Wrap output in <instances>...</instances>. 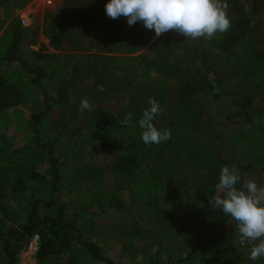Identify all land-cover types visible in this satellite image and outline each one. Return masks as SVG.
<instances>
[{"label": "trees", "instance_id": "1", "mask_svg": "<svg viewBox=\"0 0 264 264\" xmlns=\"http://www.w3.org/2000/svg\"><path fill=\"white\" fill-rule=\"evenodd\" d=\"M30 1L0 0V30L5 26L9 39L0 55V116L26 101L27 83L48 102L33 117V137L21 146H0V264H18V253L34 235L39 237L36 264H121L98 244L101 232L91 208L101 213L113 208L121 220L134 204L139 214L127 227L128 235L157 245L148 264H243L250 246L240 244L234 222L216 215L208 201L221 167L235 166L242 175L246 162L226 154L231 146L219 141L209 107L202 103L222 105L224 118L242 116L264 132L252 118L264 119V0H225L231 27L214 39L197 40L174 31L153 40L154 30L140 22L129 26L123 16L108 18V0H64L42 29L55 53L43 52V44L40 51L26 49L37 43L39 32L21 22L19 10ZM4 63L20 64L30 76L11 77ZM89 78L93 89L85 90L82 83ZM98 85L105 90L98 91ZM121 92L128 93L125 108L92 107L55 132L56 147L36 126L53 104L73 107L84 98L91 104L98 93L105 99ZM257 94L263 96L262 105H256ZM150 98L164 109L153 123L171 130V139L160 144L141 139L138 121ZM128 114L130 123L124 125ZM109 173L112 182L106 188ZM147 181L170 187L168 205L162 207L150 193L124 198L129 186ZM181 185L193 191L187 207L198 212L193 227L198 229L200 221V228L188 236L177 228L184 243L172 249L175 235L169 231L183 204ZM71 193L76 202L63 199ZM5 200L23 206L8 207ZM143 219L155 228H145Z\"/></svg>", "mask_w": 264, "mask_h": 264}, {"label": "rangeland", "instance_id": "2", "mask_svg": "<svg viewBox=\"0 0 264 264\" xmlns=\"http://www.w3.org/2000/svg\"><path fill=\"white\" fill-rule=\"evenodd\" d=\"M63 5L64 0H31L26 6L19 10L23 26L28 29L38 28L39 30L37 43L26 48L28 51H30V49L40 51V46L43 44L46 49L42 50L43 52H56L49 46L48 40L43 34L42 29L44 23L53 18L62 9ZM8 42L9 39L5 34L4 26L0 30V55L4 54ZM144 50L145 48H143L141 52ZM5 64L6 63L3 64V68L8 71L11 77L16 78L21 75L26 79L30 76L29 74L25 75L18 63L10 64V66L9 64ZM45 84L48 89L49 87H52L51 82H46ZM26 87L28 89V98L26 101L23 104L18 105L16 108L9 109L5 114L0 116V146L6 143H12L15 147L21 146L25 141L33 137V117L47 108L48 102L44 101L41 93L36 89H32L28 83ZM82 87L85 90H89L90 88L93 89L92 80L90 78L85 80L82 83ZM93 91H95V89ZM49 94V100H51L53 95L50 91ZM93 97L95 100L99 99L98 101L91 103L92 107H102L108 110H114L125 108L127 106L128 93L121 92L105 99L102 96H99L98 93V95H94ZM262 97L263 96L260 94L256 95V105L263 104V101L261 100ZM225 101L228 102L226 98ZM202 104L209 107L210 112L208 116L212 118L214 129L219 133V141L228 147L231 146V149H229L226 154L232 156L234 159L240 157L245 160L248 171L242 175L254 178L258 184H264V160L261 163L255 162L256 157H264V140H262L264 132L255 126H250L242 116H236L230 120L224 118V115L222 114V105H214L205 102ZM169 105H172V103H169ZM72 106L73 107L69 105L58 106L53 104L48 112L44 114L43 118L36 123L42 138L50 139L54 147L57 146L54 139L55 132L73 124L76 118H80L88 111L85 110L81 112L79 108L80 103ZM170 115L171 112L168 111L166 118H169ZM252 118L255 120V124L264 126V119L254 114L252 115ZM111 182L112 176L109 173L105 178L104 186L109 188ZM170 192L171 189L167 185L159 187L158 185H153L147 181V183L142 185L134 184L129 186L124 190L123 196L125 199H129L133 196H139L142 198L150 193L152 196L158 198L159 204L163 207L170 202ZM191 194H193L192 189L181 185L180 198L183 200V204L179 207L180 212L177 222L175 223L176 226L169 231V234L175 235L170 244L172 249H176L184 243L182 240L183 235L188 236L200 228V221L198 229L193 227L198 212L196 213L187 207V202L189 201L188 197ZM77 198L78 197L75 193H71L69 197L65 195L63 197L64 200H72L73 202H76ZM5 204L8 205V207L10 206L18 209H21L23 206L21 203L11 202L9 200H5ZM91 209L96 215V229L98 232H101L97 241L105 254L115 262L121 264H148L150 262V258L155 252L157 245L153 244L148 238L128 235L127 227L131 226L132 219H137L139 214L136 204L131 206V212L125 214L121 220V217H119L113 208H108L104 213L99 212L97 206H93ZM217 213L222 214L220 210H216V215ZM147 222L146 219L140 221L145 228H155L154 224ZM208 224L214 228L217 227V223L214 221H210ZM226 225L228 227V223H226ZM179 227L183 230L182 236L177 234V228ZM25 249L26 247L18 253V264H36L35 258L28 253L26 254ZM175 258H177V256H175ZM254 262L250 260L249 257L244 256L243 264L257 263V261ZM261 262L264 264V260Z\"/></svg>", "mask_w": 264, "mask_h": 264}, {"label": "clouds", "instance_id": "3", "mask_svg": "<svg viewBox=\"0 0 264 264\" xmlns=\"http://www.w3.org/2000/svg\"><path fill=\"white\" fill-rule=\"evenodd\" d=\"M105 14L110 19L123 16L129 26L142 23L149 31L154 30L153 40L169 31L188 40L214 39L216 34L222 35L231 27L225 0H108ZM104 90L103 85H98V91ZM79 108L81 112L91 111L92 105L84 98ZM163 111L155 98L149 99V107L138 121L145 144L171 139L170 129L160 130L153 123L155 116ZM130 120L128 114L121 123L128 125ZM208 203L234 222L240 244L250 246V260L264 257V184L242 177L235 166H222L215 195L209 197Z\"/></svg>", "mask_w": 264, "mask_h": 264}, {"label": "built area", "instance_id": "4", "mask_svg": "<svg viewBox=\"0 0 264 264\" xmlns=\"http://www.w3.org/2000/svg\"><path fill=\"white\" fill-rule=\"evenodd\" d=\"M39 246V237L38 235H34L28 245L26 246L25 252L26 254L28 253L30 256H33V258H35V254L37 252Z\"/></svg>", "mask_w": 264, "mask_h": 264}]
</instances>
